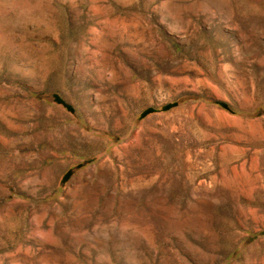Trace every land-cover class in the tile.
Instances as JSON below:
<instances>
[{
	"label": "rangeland",
	"instance_id": "374dc122",
	"mask_svg": "<svg viewBox=\"0 0 264 264\" xmlns=\"http://www.w3.org/2000/svg\"><path fill=\"white\" fill-rule=\"evenodd\" d=\"M0 264H264V0H0Z\"/></svg>",
	"mask_w": 264,
	"mask_h": 264
}]
</instances>
